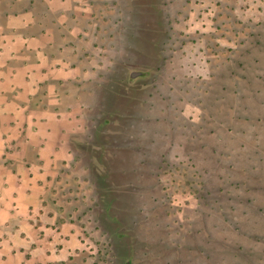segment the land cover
<instances>
[{"label":"rangeland","instance_id":"374dc122","mask_svg":"<svg viewBox=\"0 0 264 264\" xmlns=\"http://www.w3.org/2000/svg\"><path fill=\"white\" fill-rule=\"evenodd\" d=\"M25 1L11 18L21 33L33 21ZM34 1L38 30L50 37L40 42L43 82L30 107L78 117L80 129L70 132L71 146L64 140L71 163L53 154L55 133L39 138L42 161L39 140L10 149L13 168L53 167H37V204L21 222L38 240L16 249L0 234V264H172L215 239L247 264H264V0ZM22 53L15 65L31 59ZM19 95L10 89L12 99ZM165 106L179 119L166 121L159 137H143L156 143L138 140L159 123L137 118ZM205 187L207 202L229 205L230 222L219 230L199 207Z\"/></svg>","mask_w":264,"mask_h":264},{"label":"crops","instance_id":"0c3cea01","mask_svg":"<svg viewBox=\"0 0 264 264\" xmlns=\"http://www.w3.org/2000/svg\"><path fill=\"white\" fill-rule=\"evenodd\" d=\"M15 16H10V25L12 28L19 30L22 25L18 26L11 19ZM29 23L30 21L27 19L24 22V28ZM47 34L38 36V40L34 39L37 40V50L34 53L29 52V49L24 47L27 40L23 39L21 32L0 35V234L3 237H7L2 242H9L10 246L16 249L25 246L29 247L33 242L35 243L38 240L36 233V237L33 238V235H31L32 229L28 231L27 226H24L21 222L28 220V211L31 209V206L34 205L36 207L37 204L31 200L33 193L31 192L30 186L34 182H37V167L51 168L53 166L52 163H21L17 169L13 168L14 163H7L9 154H11L10 149L14 146L16 148L15 150L19 152L23 146H28L29 144H32L31 146L36 148L38 141L36 143L33 141L39 140L41 143L39 149L41 151L38 157L42 161V159L44 160L43 152L46 150V141L44 142V140H40L39 138L43 136V133H55L58 136V141L55 142V151H53V154L59 153L62 158L63 161L58 163H71L73 161L71 152H68V157L71 156L69 160L64 155V140L67 138L68 146H71L68 138L70 132L74 133L80 129L79 125L76 124L79 121L78 117L77 119L64 120L57 115L47 114L42 111L43 109L33 110L30 108L28 112H18L16 110L17 104H21V102L30 105V99L35 97L37 89L40 88V82H43L42 78H39L38 75L41 73L39 67L44 64L42 55H45V46L40 47V42H42L44 36L49 39L50 36ZM18 45L24 48L16 51L15 47ZM22 50L29 57L32 56V53L36 54L37 59H29L30 63L28 64L30 65L20 64L8 66L6 60L16 61L17 57L20 60L22 56L19 55H23ZM12 88H17L20 95L11 102L8 94ZM1 102H3L2 105ZM11 111H15L13 115L16 117L15 119L10 114ZM12 120L14 121L12 122ZM76 125L77 127H75ZM52 126H54V129ZM33 135L36 137L34 138ZM19 137H23L22 143L19 142ZM49 158L53 161L56 160L55 155H51ZM2 242L0 241V244ZM0 251H3L1 245ZM10 255L12 257V254ZM5 262L6 259L1 257L0 263ZM18 263L20 262L17 260Z\"/></svg>","mask_w":264,"mask_h":264},{"label":"trees","instance_id":"16d2710c","mask_svg":"<svg viewBox=\"0 0 264 264\" xmlns=\"http://www.w3.org/2000/svg\"><path fill=\"white\" fill-rule=\"evenodd\" d=\"M4 1H5L6 6L2 7L1 5H2V3ZM23 3H27V1H25V0H0V21L5 20L6 23H7V27L5 28L6 30L5 31H3V30L0 31V35L9 34V33L14 34V33H17V32L19 33L20 32L19 30H16L15 28L11 27V25H10V16L18 15L19 14L18 10H19V8L22 7ZM28 4L31 7H28V8L25 7V9H23L22 12L23 13H25V12L30 13L31 16H32V20L33 21H32L31 24L29 23L28 26H26L27 28L25 30H23V33H21V34L23 36V39L27 40V43L25 44L24 47L28 48L29 52H33L34 53L37 50V47H36L37 45L36 44H37V40H38L39 34L40 33L41 34H47V30L46 29H43V30H40V31L38 30V27L42 26V21L41 20L38 21L37 9L35 7H33V5H35V1L34 0H30ZM41 16H43V19H44V18H47L48 15H44L43 14ZM34 39H37V40H34ZM50 42L52 43V41H50ZM49 45H50V43H49ZM33 53H32V56H31V60H35V58H37V55L33 54ZM14 62L15 61H10V59L6 60V64L8 66L9 65L10 66H12V65L15 66ZM18 62H19V60H18ZM28 63H30L29 59H27V60L25 59L24 64L27 65ZM28 65H30V64H28ZM142 75H143L142 72H136V73L134 72V73H132L131 77L135 78L137 76H142ZM8 98L10 99L11 102H12V100L14 101V99H12L11 96H9V94H8ZM34 98H31L30 100L34 101L35 100ZM162 101L166 102V98L163 97ZM36 106H38L37 103H36ZM30 108H31L30 105H28L27 103H23V102H21V104H18L16 106V110L18 112H28V110ZM166 109H168V107L165 106V108H162V109L156 111L155 114L148 115V116L141 115V116H139L137 118L140 125L146 124L148 122H149L148 124L151 125L152 122H154V123L157 122V123H159V126H160V127L158 126L157 128L155 126H152L151 128H148V129H146V127H145L144 129L140 130L139 134H142V136L139 137L138 140H142L143 139V140L148 141L149 143L150 142L151 143L152 142L156 143V139H153L152 141H150L149 139H144L143 137L144 136H149L150 137L151 135L159 137L160 131L165 130L164 129V124H165L166 121H170V124L172 126L174 124L173 120L179 119L178 113L173 115V117H172V115L170 117L168 115L169 112H165ZM14 113H15V111H11L10 112V114L12 116L14 115ZM13 118L15 119L16 117L13 116ZM171 118L173 120H171ZM13 121L14 120H12V122ZM165 128H167L166 129V130H168L167 134H169L168 127H165ZM163 144L165 145V142ZM159 153H160L159 151H154L152 153L153 154L152 155V159L156 160V156L155 155L159 154ZM167 156H168L167 153L160 154L161 160L159 159V162L160 161L161 162L158 165L161 168H162L163 163H169L168 160H167ZM163 158H165L166 161H163L164 160ZM190 159L192 160L193 158H190ZM144 162L148 163V161L147 162L144 161ZM160 167L158 168V170L161 169ZM205 172H207V171L205 170ZM244 172H246V171H244ZM160 184H163L162 180H161ZM207 193L210 194V190H208V188H206V187L204 188V190H200L199 199H201L202 203H200L199 207H200V209L203 207L204 210L205 209H208V210L210 209V211L212 213L210 212V214H207L205 211H203L202 212L203 213L202 216H204V213H206L205 215L209 216V218L212 219L213 227L215 229L219 230L220 226H223V221L227 222V216H228V221L230 222V219H229L230 213H227L226 211H223L224 209L227 210L226 208H229V205H227L225 199H224V202L221 204V197L213 198L212 199V203L210 201L207 202V200H209L208 197H207ZM227 201L229 202V199ZM217 204L219 205V209L217 208ZM203 208H202V210H203ZM220 209L223 211V213H221ZM230 209H231V206H230ZM221 215L224 216L225 219L220 220L219 216H221ZM243 221H244L243 228H245V227H247L246 226V220L243 219ZM229 222H228V224H229ZM243 228H242V231L245 230ZM235 230L240 231L238 236H240L242 239H244L243 237H246L244 232H242L240 229H238V227ZM204 239H205V237H204ZM210 242L211 241H206L204 243L202 248L199 249V253L200 254L199 255L196 254V258L194 257V255L191 256V257H190V255H188L189 257L187 256L186 259H184V261L183 260H178V262L179 261H181V262H179V263L178 262H173L172 264H182V263L183 264H247V262H249V260L245 262V259L242 256L237 255L236 253H234L233 252L234 247L229 245V243L228 244L220 243V242H218L217 239H215V241H213L212 245H210ZM242 247L243 246H240L239 249L242 250ZM192 251H193V249H190V252H192ZM198 260H199V262H197Z\"/></svg>","mask_w":264,"mask_h":264}]
</instances>
